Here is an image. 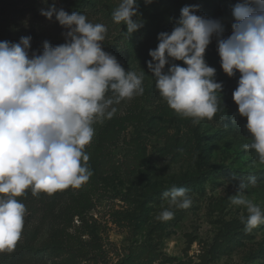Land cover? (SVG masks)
<instances>
[{
  "label": "rangeland",
  "instance_id": "obj_1",
  "mask_svg": "<svg viewBox=\"0 0 264 264\" xmlns=\"http://www.w3.org/2000/svg\"><path fill=\"white\" fill-rule=\"evenodd\" d=\"M185 1L198 5V14L219 19L225 37L231 34L239 0ZM119 2L0 0V41L31 36V52H42L45 40L53 46L64 43L66 29L55 16L41 14L55 4L104 24L103 48L114 55L113 47L123 49L116 39L124 24L112 17ZM138 6L133 18H149L169 32L181 10L174 0H138ZM158 42L143 41L135 54L115 55L126 71L144 73V92L113 104L111 119L93 123L94 136L85 149L101 154L104 173L97 182L73 187L79 203L67 196L50 217L39 212L23 226L16 244L26 242L37 255L19 264H264V222L245 231L241 215L247 216L246 209L230 200L241 180L255 177L256 184L244 194L264 211V164L255 150L242 148L252 139L232 95L240 73L228 76L217 48L208 46L206 61L216 68L223 90L214 117L194 124L170 108L155 87L147 62ZM173 186L188 189L192 203L171 209V219L158 220L168 207L162 194Z\"/></svg>",
  "mask_w": 264,
  "mask_h": 264
},
{
  "label": "clouds",
  "instance_id": "obj_2",
  "mask_svg": "<svg viewBox=\"0 0 264 264\" xmlns=\"http://www.w3.org/2000/svg\"><path fill=\"white\" fill-rule=\"evenodd\" d=\"M198 12V5L183 6L173 29L158 34L147 62L155 87L170 108L194 124L212 119L223 90L205 58L215 38L223 71L230 77L240 73L232 95L252 139L242 148L255 150L264 164V0H239L226 37L219 19ZM41 14L55 16L66 29L64 43L45 40L42 52H31V36L0 41V251L15 248L24 226L26 208L17 197L29 188L33 195L51 194L87 182L92 172L84 149L94 136L93 123L111 119L113 104L144 92V73L126 71L104 50V24L55 4ZM138 15V0H120L112 13L114 22L127 26L129 37L142 27L133 19ZM256 182L255 177L241 180L239 192L230 196L233 205L246 209L241 222L249 232L264 222V211L244 194ZM162 196L168 207L158 220H169L171 209L192 203L184 187L173 186Z\"/></svg>",
  "mask_w": 264,
  "mask_h": 264
},
{
  "label": "trees",
  "instance_id": "obj_3",
  "mask_svg": "<svg viewBox=\"0 0 264 264\" xmlns=\"http://www.w3.org/2000/svg\"><path fill=\"white\" fill-rule=\"evenodd\" d=\"M174 2L180 8L188 5L185 0H174ZM133 19L138 20L142 24V27L129 37L126 34L127 26L124 25L120 35L116 39L123 42V49L120 47H113L112 50L114 55H125L128 52L135 54L136 50H138V45L140 42H156L158 40V34L163 31L155 21L149 18H144L141 16L140 18ZM210 45L217 48L215 38H213ZM105 51L109 52L108 50ZM179 63L183 65V61H179ZM84 151L89 155V161L87 163L90 171L92 172V175L87 182H97L99 176L104 173V160L102 159L101 154H96V150H93V154L91 155L89 149H84ZM67 196L72 197V199L77 201V203L80 202V198L74 192L73 186H69L62 190H57L51 194L40 192L37 195H33L30 188L27 189L24 195L17 197V199L22 202L26 208L24 225L31 222L32 218L39 212H42L44 218L50 217L55 211L56 207L59 205L58 203ZM84 199L85 198L83 197V201ZM230 234V232H227V235ZM36 255L37 252H33L32 249L26 245V242H24L23 244H16L15 248L11 251H0V264H19L22 262V260L28 259L30 256L36 257Z\"/></svg>",
  "mask_w": 264,
  "mask_h": 264
}]
</instances>
